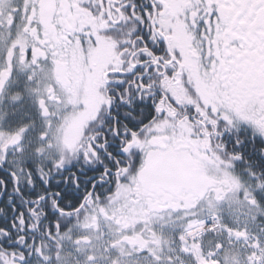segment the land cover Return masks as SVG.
Segmentation results:
<instances>
[{
    "label": "snow or ice",
    "instance_id": "1",
    "mask_svg": "<svg viewBox=\"0 0 264 264\" xmlns=\"http://www.w3.org/2000/svg\"><path fill=\"white\" fill-rule=\"evenodd\" d=\"M0 264H264V0H0Z\"/></svg>",
    "mask_w": 264,
    "mask_h": 264
}]
</instances>
